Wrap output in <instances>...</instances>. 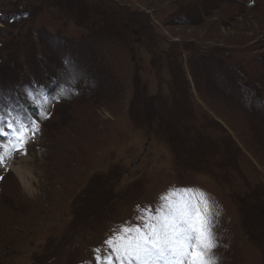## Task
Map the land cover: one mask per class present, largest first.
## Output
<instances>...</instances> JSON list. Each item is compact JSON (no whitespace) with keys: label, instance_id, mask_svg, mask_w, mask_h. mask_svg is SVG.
Returning a JSON list of instances; mask_svg holds the SVG:
<instances>
[{"label":"rangeland","instance_id":"1","mask_svg":"<svg viewBox=\"0 0 264 264\" xmlns=\"http://www.w3.org/2000/svg\"><path fill=\"white\" fill-rule=\"evenodd\" d=\"M0 116L35 121L0 136L32 189L3 160L0 264H98L174 188L218 264H264V0H0Z\"/></svg>","mask_w":264,"mask_h":264},{"label":"snow or ice","instance_id":"2","mask_svg":"<svg viewBox=\"0 0 264 264\" xmlns=\"http://www.w3.org/2000/svg\"><path fill=\"white\" fill-rule=\"evenodd\" d=\"M4 124L13 129L10 138L14 147L26 153L25 145L31 139L26 132L35 121L31 124L20 121L17 128L5 116H0V136L7 137L9 134ZM4 147L0 144V148ZM3 160L4 155L0 153V166H3ZM162 199L166 201L169 213L161 223L150 224L146 233L137 228L135 236L110 238L105 242L110 251L97 256L98 264L105 261L113 264L114 258L122 262L125 259L135 260L137 264H158L159 261H168L169 264H218L213 252L218 247V241L213 231L212 206L207 194L199 189L174 188L170 190V196ZM123 231L130 233L132 229L125 228Z\"/></svg>","mask_w":264,"mask_h":264},{"label":"bare ground","instance_id":"3","mask_svg":"<svg viewBox=\"0 0 264 264\" xmlns=\"http://www.w3.org/2000/svg\"><path fill=\"white\" fill-rule=\"evenodd\" d=\"M7 139H9V137ZM6 150H8L9 152H12V153L14 151L12 149V147L11 148L6 147ZM21 154H24V153H21ZM3 155H4V161L6 162V164H8V166H11V169L19 176V178L22 181V183L25 185L27 190L31 193L32 189L29 187L27 181L24 180L27 177V174H29L28 170L25 169L24 166H17L16 163L14 162L13 157L11 155H8L7 153H3ZM25 173H26V175H25Z\"/></svg>","mask_w":264,"mask_h":264},{"label":"trees","instance_id":"4","mask_svg":"<svg viewBox=\"0 0 264 264\" xmlns=\"http://www.w3.org/2000/svg\"><path fill=\"white\" fill-rule=\"evenodd\" d=\"M250 234H251V232H250Z\"/></svg>","mask_w":264,"mask_h":264}]
</instances>
